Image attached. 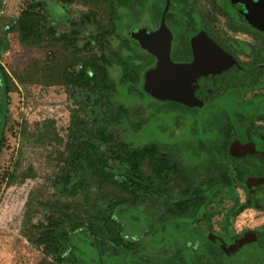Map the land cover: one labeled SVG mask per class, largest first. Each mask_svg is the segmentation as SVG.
<instances>
[{"label": "rangeland", "instance_id": "1", "mask_svg": "<svg viewBox=\"0 0 264 264\" xmlns=\"http://www.w3.org/2000/svg\"><path fill=\"white\" fill-rule=\"evenodd\" d=\"M39 1L44 2L50 24L57 34L77 30L81 47L92 35L101 36L103 27L113 17L114 33L96 42L92 50L98 54L118 51L128 59L143 57L128 39L135 24L141 22L152 26L153 14L158 15L161 11L160 0H117L113 3L109 0ZM25 2L4 0V7L0 8V27L18 18ZM118 8L121 13L116 11ZM91 11L94 12L93 21L74 25ZM172 21L181 22L179 16H174ZM8 41V50L0 56L6 78L13 87L9 93L0 152V264H50L52 258L46 257L43 246L37 243L39 231L35 228L42 221L46 222L51 210L48 204L56 203L58 197L69 199L76 214L100 219L110 213V207L104 204L110 203L112 207L114 199L122 192L107 186L99 189V183L95 182L92 197L87 201L58 193L55 182L63 167L62 157L67 154V128L71 111L76 106L70 90L57 78L60 73L51 61L62 58L66 50L62 46L24 48L19 44L16 31L8 34ZM81 54L89 56L93 53L84 49ZM149 67H145V71ZM109 69L105 80L96 79L98 87L107 89L115 108L121 105L131 112L123 124L111 126L119 142H126L131 148L155 144L181 165L182 172L161 199L117 209L121 235L126 242L134 244L136 241L137 246L134 244L133 249H125L122 245L115 247L110 243L100 245L87 227L75 231L68 229L71 240L66 246L67 263L192 264L189 252L198 248L200 243L202 246L203 241L188 229L198 227L206 233L207 226L218 234L223 233L225 216L234 204V196L241 202L246 199V191L239 186L234 196L216 192L212 194L216 200L212 197L209 200L210 186L221 175L231 173L235 180L239 179L238 172L232 168L234 163L227 162L224 153L231 123L227 117L218 114V117L211 118L214 111L227 103L226 96L201 108H187L170 101L155 100L144 92V80L140 83L143 93L137 92L131 82L134 76L123 75L117 64ZM72 76L64 77L65 82L72 80ZM251 92L245 91L241 100L256 98L257 93L251 95ZM0 104L1 132L5 114L4 105ZM239 125H243L242 121ZM201 187L206 189L201 200V203L207 201L204 206L195 205L186 214L171 211L173 201L184 197L185 190L193 194ZM231 223L238 231L264 228V210L248 208L232 218ZM260 240L261 237L251 240L257 243V247L246 248L244 260H237L244 264H264V243L261 245Z\"/></svg>", "mask_w": 264, "mask_h": 264}, {"label": "trees", "instance_id": "2", "mask_svg": "<svg viewBox=\"0 0 264 264\" xmlns=\"http://www.w3.org/2000/svg\"><path fill=\"white\" fill-rule=\"evenodd\" d=\"M25 1L19 17L0 27V55L9 48L8 34L11 31L18 32L19 44L24 48L62 46L66 50L62 58L58 60L55 58L51 61L54 69L60 73L57 78L70 90L76 106L71 111L70 124L67 128V154L62 157L63 167L55 182V187L59 189L58 193L74 198L82 197L87 201L92 197L95 182L99 183L97 184L99 189L107 186L122 192L121 196L114 199L112 207L110 203L104 204L107 208L110 207V213L100 219L85 218L76 214L69 199L63 200L58 197L56 203L48 204L51 210L46 216V222L42 221L40 225H35L36 230L39 231L36 241L43 246L46 257L52 258L50 264H66L64 246L70 239L68 229L75 231L78 228L87 227L96 237L97 244L110 243L113 246L122 245L126 249H132L131 242H126L119 231V223L116 219L117 209L120 206L146 205L156 199H161L172 184L180 178L182 168L177 161H174L155 144L131 148L128 143L119 142L111 126L123 124L126 119L130 118L131 112L125 106L120 105L115 108L106 93L107 89L98 87L96 79L105 80L110 73L109 68L117 64L123 75L135 77L131 82L137 92L143 93L140 83L144 80V73L148 70L145 71V67H149L152 63V57L130 35L128 39L142 54L141 59H128L118 51L112 54L103 51L98 54L92 50L96 42L114 33L116 24L113 17L110 18V23L103 27L104 33L101 36L100 34L92 35L85 46L81 47L77 30L57 34L50 24L43 1ZM109 1L113 3L117 0ZM3 7L4 0H0V8ZM121 8L116 11L121 13ZM94 19V12L91 11L85 13L77 23L74 22V25H83ZM84 49L93 54L83 56L81 53ZM67 76H72V80L65 82L64 77L67 78ZM11 91L13 87L10 85V80L6 78V72L0 63V92L4 100L9 98ZM170 102L181 106L180 103ZM4 126L5 123L0 135V152L4 140ZM230 129L232 128L229 127L228 131ZM55 139L62 140V138ZM227 147L228 142L224 151ZM224 153L227 156V152ZM241 174L239 178L243 181L245 176L243 172ZM216 181L210 186L209 200L211 197L216 200L212 195L216 192L229 196L236 195L235 191L239 181L235 180L231 173L221 175ZM205 191L204 187L196 189L193 194L185 190L184 197L173 201L171 211L186 214L195 205L204 206L207 201L201 203V200ZM248 207L250 203H242L237 197L234 205L228 210L225 225L230 226L231 217H236ZM261 209L264 210V204L261 205ZM261 243H264V228H261Z\"/></svg>", "mask_w": 264, "mask_h": 264}, {"label": "flooded vegetation", "instance_id": "3", "mask_svg": "<svg viewBox=\"0 0 264 264\" xmlns=\"http://www.w3.org/2000/svg\"><path fill=\"white\" fill-rule=\"evenodd\" d=\"M159 2L161 11L158 15L153 14L152 26L138 22L133 31L146 30L152 34L159 29L164 15L166 27L170 30L172 38L170 50L172 61L183 67H192L196 75L195 80L204 88V92L214 89L218 84L225 88L218 97L200 107L180 104L187 108H201L215 99L226 96L227 103L219 108V111H214L215 115L212 114L211 118L221 115L227 117L231 123L229 127L232 129L230 131L227 129L226 134L228 142L225 151L226 161L234 163L232 168L238 174L240 172L239 177L242 176L241 172L244 173L245 180L238 179V187L246 191V199L243 202L250 203L248 208L261 210V205L264 204L261 197V192L264 191V94L261 96V93H264V0ZM174 16H179L181 22H173ZM218 24L220 30L217 28ZM133 31L129 34L132 38ZM137 43L140 46L138 41ZM146 51L152 57V63L148 68L150 69L155 66L157 59L153 53ZM245 91H252L251 95L257 93L256 98L242 101L241 97ZM4 99L0 92V102L4 105L5 114L2 126L7 122L9 103V98ZM240 121L243 125H239ZM234 197L235 203L237 196ZM231 219L230 226H226L224 221V232L221 234L207 226L206 233L201 232V228L198 227L188 229L203 241L202 246L200 243L198 248L194 247L189 252L192 264H226V255L232 257L233 264H244L237 259L244 260L246 248L248 250L257 247V243H252L251 240L261 237V228L238 231L232 225ZM70 240L64 246L66 264H68L66 246ZM134 244L137 246L136 241Z\"/></svg>", "mask_w": 264, "mask_h": 264}, {"label": "water", "instance_id": "4", "mask_svg": "<svg viewBox=\"0 0 264 264\" xmlns=\"http://www.w3.org/2000/svg\"><path fill=\"white\" fill-rule=\"evenodd\" d=\"M133 38L140 46L156 56L154 67L144 73L143 90L157 101H172L188 107H200L218 97L225 88L220 84L204 92L195 80L192 67L175 64L171 59V33L166 27L164 15L158 30L152 34L146 30L134 32ZM264 200V191L261 192ZM226 252V251H225ZM226 255V254H225ZM226 264H233V259L225 257Z\"/></svg>", "mask_w": 264, "mask_h": 264}]
</instances>
